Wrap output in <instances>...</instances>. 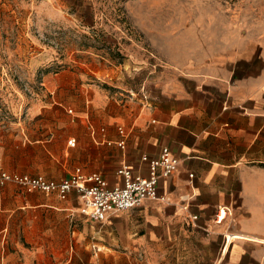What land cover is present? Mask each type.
<instances>
[{"label":"crops","instance_id":"0c3cea01","mask_svg":"<svg viewBox=\"0 0 264 264\" xmlns=\"http://www.w3.org/2000/svg\"><path fill=\"white\" fill-rule=\"evenodd\" d=\"M39 1L50 15L62 16L75 0ZM262 25L254 36L218 25L213 36L201 35L199 45L181 56L163 50L158 67L143 82L145 92L109 96L89 88L85 124L64 130L43 147L44 158L58 164L57 170L41 172L40 153L30 152L24 131L0 134V170L54 180L78 166L114 185L121 181L116 170L123 164L147 175L143 155L153 158L167 147L177 158L176 169L158 179L156 192L163 199H146L105 221L82 214L74 191L62 199L6 183L0 188V236L35 244L61 236L94 238L113 222L115 236H161V253L171 252L175 236L183 238L186 250L191 237L208 264H264L263 242L241 238L264 237ZM119 126L125 130L123 148L116 143ZM72 137L73 146L67 142ZM220 206L228 210L216 220ZM8 226H18L19 234L6 235ZM61 255L48 248H0V264H63Z\"/></svg>","mask_w":264,"mask_h":264},{"label":"rangeland","instance_id":"374dc122","mask_svg":"<svg viewBox=\"0 0 264 264\" xmlns=\"http://www.w3.org/2000/svg\"><path fill=\"white\" fill-rule=\"evenodd\" d=\"M49 13L39 0H0V134L24 131L30 152L40 153L41 172L60 168L43 147L85 124L89 88L109 96L145 92L163 50L181 56L224 24L254 36L264 0H75L66 14ZM17 227L4 232L17 235ZM100 233L36 244L0 236V248H48L63 264H208L191 237L186 250L175 236L171 252L161 253V236H115L113 222ZM244 237L264 244V237Z\"/></svg>","mask_w":264,"mask_h":264},{"label":"built area","instance_id":"2783aa9c","mask_svg":"<svg viewBox=\"0 0 264 264\" xmlns=\"http://www.w3.org/2000/svg\"><path fill=\"white\" fill-rule=\"evenodd\" d=\"M117 130L121 137L116 143L123 148L125 130L121 126ZM67 142L73 146L75 138L72 137ZM142 159L148 163L147 175L136 174L123 164L116 170L121 181L114 185H109L100 173H84L77 166L68 176L60 180L48 179L42 175L0 170V188L10 182L27 191L53 192L62 199L67 198L69 193L74 191L80 202L79 210L82 214L94 221H105L110 215L136 207L146 199H163V196H159L156 192L158 179L170 175L176 169L177 158L167 147H163L156 157L148 158L143 155ZM227 210L226 206L218 207L216 220H220ZM195 218L196 216L193 215V219Z\"/></svg>","mask_w":264,"mask_h":264},{"label":"bare ground","instance_id":"6f19581e","mask_svg":"<svg viewBox=\"0 0 264 264\" xmlns=\"http://www.w3.org/2000/svg\"><path fill=\"white\" fill-rule=\"evenodd\" d=\"M232 236H228V238L230 239Z\"/></svg>","mask_w":264,"mask_h":264}]
</instances>
